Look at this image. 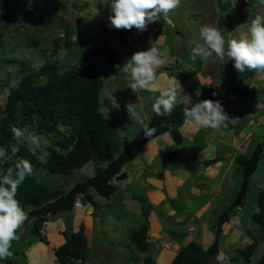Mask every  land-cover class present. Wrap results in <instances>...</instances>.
<instances>
[{
	"label": "rangeland",
	"instance_id": "rangeland-1",
	"mask_svg": "<svg viewBox=\"0 0 264 264\" xmlns=\"http://www.w3.org/2000/svg\"><path fill=\"white\" fill-rule=\"evenodd\" d=\"M247 1L249 3L247 7L248 20L230 32L222 28L221 21L235 4L236 0H181L180 7L169 13L168 21L161 18L160 21L149 23L147 29L143 32L138 30L122 32V29H115L110 26L109 17L112 14L109 4L110 0H0V14L8 9L13 10L12 23L6 24L0 22V102L2 103L4 102L6 93L17 84L26 70L32 67L39 68L47 62H52V64L58 66L62 64H78L83 55H88L89 58L86 62L89 65H94L92 67L93 74L102 79L99 94L100 104L106 93L113 92V95L120 104V108L118 110L111 109L109 114H114L120 119L118 128L121 142L125 138L132 139L143 131L140 121L148 123V116L156 99L159 98V91L162 88L159 86L153 91L133 93L129 87L132 82L131 77L123 71V64L131 58L130 52L133 50L135 52L141 50L147 51L151 46L158 49L168 47L166 48L167 55H171V57L165 58L164 65L156 71L158 77H163L160 80L161 83H165V80L170 79L168 76L176 73L174 76L183 86V91L177 97V102L189 99L194 95L197 96L200 90L203 89L202 87H198V83L191 84L190 79L186 80V77L191 75L190 73H186L191 69L201 70L200 72H196L194 77L200 81L203 87L213 83L211 77L214 75L220 84L219 91L223 90L229 100L226 107L223 106L230 120L229 122H225L226 126H221L219 129L200 128L196 130L185 117L184 123L180 128V132L184 138L183 145H174L167 133L149 141L142 148L140 154L124 167L125 170L123 168L117 174L115 182L119 184L120 181L119 186L121 189L116 199L112 202H105L96 195L94 196V200L97 208L94 206L92 208L83 198L79 200L77 207L73 210L75 215L76 213L78 214L76 221L84 220L83 216L90 208L97 215L96 218L92 217V223L88 227L82 223L84 225V236L89 253L86 264H136L138 258L144 255L131 243L129 235L137 231L144 221L147 222V233L153 243L150 252L154 255L152 264H170L176 256L179 248H169L164 245L169 235L174 238V241H177L179 247L186 245L189 237V231L186 228L187 219L188 223H191L188 226H197V228L199 226L196 224V220L197 222H201L206 218L209 222L211 221L213 228L211 225L210 228L214 236L215 218L213 214L214 216L215 213L219 214V205L224 210L226 206L225 200L231 201L237 195L236 193H239L240 186L238 182L242 180V168L240 169L237 166L233 155L228 157L232 162L230 169L225 174V178L217 176L214 171H216L218 162L221 165H227L229 161L226 163L221 162L224 160L223 152L233 149L235 141L237 144H241L242 149L240 152L247 153V155L249 153L251 155L253 151L251 149H254L253 146L257 142L262 141L264 127L261 125L255 126L256 120H251L252 127L255 126L252 131L254 136L248 141L246 140L250 136V133L247 134L248 131L243 130V133L239 135H236L235 131H241L243 126V123L238 125L236 120V118L239 120L244 112L243 108H238V106L249 104L250 98L246 95V88L249 89L251 94L258 92V96L253 97V102L250 103L251 106L255 107L257 102L261 103V100L264 101V75L255 71H244V74L240 75V79L243 76L246 78L247 84L245 85L238 79V73H235L237 70L235 68H233L234 71L230 69L229 66H232V60H228L225 57L223 60L224 69L222 68V70L218 71L220 60L215 54L208 61L207 58H202L198 55L194 56L193 48L197 43H203L199 30L201 26L206 24L213 25L221 31L226 40V48L227 40L238 38L241 34H248L252 19L256 15L264 16V5L260 3V0ZM161 23L168 29L159 28L158 25ZM64 36H67V38L64 42H61ZM32 39L37 40L38 44H33ZM166 40L170 45L165 43ZM51 47L59 48L56 55L52 56L41 52L42 48ZM105 48L114 49L121 57H124L112 67L105 56L101 55L102 50ZM76 49L79 52H75ZM172 54H176V58L172 59ZM181 55L184 56V63H180L181 60L178 61ZM168 62L172 63V67L166 69V65L169 64ZM234 80H236L235 83L237 85L236 92L243 91V93L236 94L235 102L234 100L230 102L228 95L230 91L226 87L232 84ZM253 86L258 89L255 90ZM127 104L132 105L134 108L135 115L132 117L127 111ZM105 114L109 115L107 111H105ZM260 121H258L259 124ZM240 122L243 121L240 120ZM24 133L26 136L35 135L39 139L40 144L38 147H30L29 142L25 139H22V141L41 160H45L48 153L47 146L55 140V136L49 137L37 134L31 127L24 128ZM232 136L236 137L233 138ZM213 145L216 146L215 150L217 149L218 155H215L216 159L210 161L209 157L213 153H210V149ZM202 146L208 147L206 150L207 154L200 151ZM167 152H175L176 157L170 159L168 163L177 165L178 168L185 167L186 170L183 172L179 171L181 174L177 173L176 169H172V171H166L164 177L160 178V173L164 171V169H161V158ZM140 159L146 160L152 166L151 168L154 167L152 174L145 171L146 173L140 178V174L144 170L143 165L137 166ZM206 160H209V162L206 163ZM134 167L138 171L128 173ZM95 172L96 165L89 162L80 169L73 170L64 175H50L42 168L36 171L35 175L47 186L52 188L63 187L66 192L74 182L91 176ZM186 172L190 173L189 176H187ZM0 174H2L1 171ZM126 174L127 178L125 180L126 176L124 175ZM124 180L127 183L129 182V184ZM208 183L213 184L211 190L216 191L220 188V195L218 197L220 203L218 205L215 204L214 200H210L209 205L206 204L201 207V214H197V218L192 220L191 213L197 210L204 200L213 194L210 191L206 199L204 197L206 193L205 189L208 190ZM231 186H233L234 190L229 191ZM263 187L264 151L259 156L257 170L248 179L245 199L241 205L239 204L232 212H229L228 218H232L234 213H237L236 216L239 219L232 218L230 220V218L228 225H226V230L223 229V232L224 230L226 232L232 230L234 226L236 228L239 226L251 235L259 233L256 224L250 220V217L257 207L256 197L258 189ZM165 188L168 189V192H172L169 196L162 192ZM186 194L189 195L188 198L185 197ZM192 202L194 204H191ZM94 214L92 215L95 216ZM212 217L213 219L211 220ZM63 219L64 215H58L54 220L47 219L49 228L44 230V235L46 236V232H50L51 234V230L55 226H61L60 220ZM51 224L52 229L50 228ZM53 224L56 225L54 226ZM78 228L79 225L76 226L75 231ZM24 229L25 224L23 223L17 229V239L11 243L10 250L13 255L0 259V264H33L38 254V251H35V249L39 245H42L45 251H49V247L45 245L46 241L44 239L30 238L26 235L27 229ZM28 234L30 233L28 232ZM222 234L219 235V249H217L218 252L225 254H220L222 262H224L223 260L228 262V258L236 254L235 256L241 257L240 262H229L230 264H249L255 255L258 256L264 250V242H262L249 258L250 261L247 262L245 260V262L242 260V252L237 249L239 245L235 244V246H232V239L228 238V233L225 236ZM48 236L50 237L49 234ZM211 240L212 242H210L209 237L205 241L206 243L208 242V246L213 244V238ZM211 255L215 256L216 254L211 251ZM42 258L37 257L36 259L40 262ZM48 260L50 263V258ZM254 260L251 263H254Z\"/></svg>",
	"mask_w": 264,
	"mask_h": 264
},
{
	"label": "trees",
	"instance_id": "trees-1",
	"mask_svg": "<svg viewBox=\"0 0 264 264\" xmlns=\"http://www.w3.org/2000/svg\"><path fill=\"white\" fill-rule=\"evenodd\" d=\"M12 12V9L2 12L0 22L12 23ZM66 38L67 36H64L61 42H64ZM32 43L37 45L38 41L32 39ZM58 50V47L42 48L41 52L54 56ZM75 52L79 50L76 49ZM101 55H104L103 52ZM88 58V55H83L78 64L58 66L47 62L39 68L28 69L17 84L6 93L4 102H0V149H4L6 153L5 157H0L2 172L0 177L8 168L14 167L21 158L29 160L33 167V174L27 176L19 186L16 197L24 210L39 207L65 192L63 187L52 188L42 183L35 175L36 171L42 168L50 175H64L80 169L89 162L96 165L97 171L104 163L113 160L122 146L118 128L119 117L114 114H101L99 111L102 79L93 74L94 65L86 62ZM231 64L232 66L229 67L233 69L234 61ZM175 74L172 73L169 78ZM235 82L236 80L228 86L227 90L230 94L237 93ZM198 87L201 86L198 84ZM246 90L250 95L249 89L246 88ZM240 93L243 91L238 92L237 95ZM252 96H258V92L253 93ZM225 100L226 107L229 100ZM13 127L23 132L24 128L31 127L37 134L49 137L54 135L55 140L47 146L46 159L41 160L26 143H23V138L16 140L12 133ZM13 146L18 148L15 155L12 153ZM249 157L250 153L247 155V153L239 152L235 157L237 166L240 169L243 168ZM173 158H176L175 152L164 154L161 158V169H165L169 160ZM140 161L143 162L142 159ZM208 162L209 160L206 161ZM145 173L142 171L141 176ZM242 181L243 179L239 180V186ZM256 198L258 208L251 217L258 228V237L264 238V187L258 189ZM234 200L235 198L225 206L228 213L235 208L231 206ZM47 219L43 216L33 219L30 224L24 222L27 225L26 235L46 241L44 230ZM147 229V222L144 221L137 231L129 235V240L144 255L143 264H152V256L149 254L152 243L147 240ZM75 230L71 237L63 231L65 242L54 250L60 264H78L77 260L85 261L89 257L84 225ZM258 237L254 235L253 242L241 250L246 258L249 259L254 253L258 245ZM212 263L213 259L209 250H203L197 242L190 241L177 250L170 264ZM257 264H264V252Z\"/></svg>",
	"mask_w": 264,
	"mask_h": 264
},
{
	"label": "clouds",
	"instance_id": "clouds-1",
	"mask_svg": "<svg viewBox=\"0 0 264 264\" xmlns=\"http://www.w3.org/2000/svg\"><path fill=\"white\" fill-rule=\"evenodd\" d=\"M260 3L264 5V0H260ZM109 4L112 13L109 17L111 27H114L115 29H122L123 31L124 29L131 30L133 27H135L138 31L143 32L147 29V25L149 23L160 21L161 18H163L165 21H168L169 13L180 7L181 0H110ZM199 35L203 43H197L193 48L194 56L198 55L202 58H210L213 56V54H215V56L220 61H223L225 57H227L228 60L234 61V68L238 73H243L247 69L264 75V16L256 15L255 18L252 19L250 27L248 29V34H241L238 38L227 40V48L225 47V37L223 36L221 31L213 25L206 24L201 26ZM166 55L167 49L161 51L160 49L151 46V48L147 51H137L133 53L131 58L125 64H123V71L125 73H128L131 77L132 82L130 83L129 87L131 88L133 93H137L139 91H153L157 89L160 82L157 77L156 70L163 65L164 57ZM182 91L183 86L175 76H172L170 79H168L166 82V86H164L160 91L159 98H157L155 103L153 104L154 113L157 116L161 117L170 116L175 106L177 105V97L181 95ZM247 94L248 92H246V95ZM213 95H215V93H213ZM181 105H183V115L196 128V130H199L200 128L219 129L221 126H226L225 122L229 118L224 111V105H222L218 100L203 99L193 104L191 99L189 98L185 99ZM119 108L120 104L117 98L113 95V92H109L106 93L103 101L101 102L99 111L101 114H104L105 111H107V113L109 114V111L111 109L118 110ZM126 108L131 117L135 115V111L132 105L127 104ZM263 118L264 115L256 116L254 118V120H256L255 126L261 125L262 127H264ZM259 120H261L260 124L258 123ZM140 123L142 124L144 135L146 137H152L156 129L154 127H150L149 124L144 121H140ZM12 133L16 140H20L22 138L27 140L30 147H38L40 144L39 139L35 135L26 136L25 133L17 127L12 128ZM253 136V133H250V136L247 137L246 140L248 141ZM262 138H264V134ZM253 148H255V146H253ZM241 149L242 147L240 144L238 145L239 151L237 152V154L241 151ZM17 151L18 148L16 146H13V155H15ZM5 154V150L0 149V157H5ZM228 157L226 158L228 159ZM213 159H216V156L210 158L209 160ZM32 174L33 167L31 162L27 159L21 158L16 162L14 167L8 168L6 173L2 177H0V259H4L13 255L12 251L10 250L11 243L13 240L17 239V229H19L27 219V213L24 211L23 207L16 197L19 186L24 182L27 176H30ZM248 179H245L247 181V188ZM242 183L240 184V186L242 185ZM94 196L95 195H93V199ZM236 197L237 195H235V200ZM78 203L79 201L77 202V205ZM90 205L97 208V204ZM221 211H219V213ZM229 214L230 213H228V215ZM217 215L218 214H215V216H213L215 218V221ZM228 215L222 225V231L220 234H224L223 229L225 225H228L229 223V219L231 217L228 218ZM236 215L237 213H234V216L232 218L239 219V217ZM62 221L63 220H60V224L63 226ZM26 227L27 225L25 224V229H27ZM47 228L48 227L46 226V229ZM237 228H239L244 233L243 237L249 234L245 229H241L239 226ZM237 228L234 226L232 229L236 232L239 230ZM215 230L216 224L214 226V234ZM63 231H65L64 226L62 233ZM253 236L254 235L251 234L248 235V237L250 238H252ZM255 236L258 237L257 234ZM251 240L252 241L245 247L253 242V239ZM237 241L239 242L242 240ZM211 245L209 246L208 250L213 261L214 259H218V264L224 263L226 260H223L224 262H222L220 258V254H223L217 251V249H219V236L218 246L216 250H210ZM211 251L216 255L212 256ZM150 252L149 254L153 259L154 255ZM230 258H228V262H230ZM238 258L240 262L241 257ZM87 261L88 260H77V263L86 264ZM140 261V264H143V257Z\"/></svg>",
	"mask_w": 264,
	"mask_h": 264
},
{
	"label": "water",
	"instance_id": "water-1",
	"mask_svg": "<svg viewBox=\"0 0 264 264\" xmlns=\"http://www.w3.org/2000/svg\"><path fill=\"white\" fill-rule=\"evenodd\" d=\"M248 6L249 3L247 0H236L234 6L222 20L223 28L226 31H232L240 24L245 23L249 18L247 10ZM131 30L137 29L133 27ZM103 54L107 56L111 65L115 64L118 58L117 52L111 48H105ZM213 93H215V95H213ZM218 93L217 85L206 86L195 98L191 99V101L194 104L203 99H212L218 100L224 105L225 101L218 97ZM182 102L183 101L177 102L172 114L166 117L157 116L152 109L148 120L149 126L156 129L152 137H146L142 131L132 139H123L122 146H120V150L115 158L104 163L103 166L93 175L74 182L66 192L54 200L47 203L45 202L39 207H31L24 210L27 213V219L25 222L29 223L33 219L43 216L49 219H55L58 215H64L62 224L69 237H71L73 234V210L76 208L77 202L83 198L88 203L95 205L96 203L93 199V194L104 199L106 202H112L116 199L121 189L115 182L117 174L140 154L142 148L145 147L149 141L167 133L172 139L174 145H183V136L180 132V128L182 127L185 118L182 111ZM263 150L264 141L257 143L248 162L243 166L242 179H244V181L240 186L236 200L233 202L234 205L241 204L244 199L247 189V181L245 179H248L257 170L258 159ZM227 215L228 213L226 211H221L216 216L215 237L210 250H216L218 246V236L222 231V225L225 222ZM235 261H239L238 256H232L230 258V262ZM213 264H218V259H214Z\"/></svg>",
	"mask_w": 264,
	"mask_h": 264
},
{
	"label": "crops",
	"instance_id": "crops-1",
	"mask_svg": "<svg viewBox=\"0 0 264 264\" xmlns=\"http://www.w3.org/2000/svg\"><path fill=\"white\" fill-rule=\"evenodd\" d=\"M163 42H164V40H163ZM165 43H167V40L165 41ZM168 45H170V43L168 42L167 43ZM174 54V53H173ZM172 54V56H174ZM207 60L209 61V58H207ZM185 61V60H184ZM224 67V63H221L220 61H219V68H218V71H220V70H222V68ZM224 69V68H223ZM201 70H196V69H191V70H188V72L186 73V74H191L190 76H188V77H186V80L187 79H192L193 80V82L191 81V84H193V83H198L201 87H203L202 85H201V83H200V81L199 80H197L195 77H194V74L196 73V72H200ZM217 71V72H218ZM183 73H185V72H183ZM212 78V80H213V82H215L216 81V79H215V76L213 75V77H211ZM162 79V78H161ZM161 79H159V82H160V80ZM215 80V81H214ZM166 82H167V80H165V83H159V86L163 89V87L164 86H166V85H163V84H166ZM187 82H190V81H187ZM218 82V81H217ZM244 83H246L247 84V81L245 82L244 81ZM219 85L220 84H218V87H219ZM231 85V84H230ZM158 86V87H159ZM228 86L229 85H227V87L226 88H228ZM254 86H257V85H254ZM253 86V88H255V90H257L258 88H256V87H254ZM157 87V88H158ZM263 88H264V86H263ZM262 88V89H263ZM160 89V88H159ZM222 89H224L223 87H222ZM226 92V91H225ZM223 94H225V93H223ZM237 94V93H236ZM236 94H233L232 93V95L231 94H228L229 95V98H230V102L231 101H233L234 99H235V97H236ZM230 95H231V97H230ZM248 95V98H250L249 99V104L247 105L246 104V106H244V105H242V106H238V108H243V113H242V115L243 116H241L240 117V119L238 120L237 118H236V120H237V122H238V125H241L242 123H243V126H242V130L240 131H235L236 132V135H239L240 133H243V130H246V131H248L247 132V134L248 133H252V131H253V129L255 128V126L254 127H252V122H251V120H254V118L256 117V116H258L259 114H260V116H262V115H264L263 113H264V101L263 100H261V103H259V102H257V105L254 107V106H251L250 105V103H252L253 102V94H247ZM183 101V100H182ZM234 102H235V100H234ZM261 110V111H260ZM228 115V114H227ZM240 120H242L243 122H240L239 123V121ZM230 120H229V118H228V120H227V122H229ZM255 125H256V123H254ZM245 131V132H246ZM189 136H191V135H189ZM233 138H235L236 136H232ZM240 144V143H239ZM238 144V145H239ZM215 147L216 146H212V148L210 149L211 151H210V153H212L211 154V156L209 157V158H213V157H215V155L217 156L218 155V153L216 152V150H215ZM208 149V147L206 148L205 146H202V149H200V151L201 152H203V153H205V154H207L206 153V150ZM225 152V151H224ZM223 152V153H224ZM223 158H224V160L223 161H221V162H224V163H226L227 161H229V162H232L231 160H228L226 157H224L223 156ZM234 159V158H233ZM178 160V159H177ZM229 164H231V163H228V165ZM138 165H143V168H144V170L143 171H146L147 173L149 172L150 174H152V171H153V168H151L152 166H150L149 165V163L146 161V160H143V162L142 161H140L138 164H137V166ZM149 165V166H148ZM228 165H221L219 162H218V165H217V168H216V171H214L215 173H216V175L217 176H221L222 178H225V174H226V172L228 171ZM172 166H176V167H172ZM167 170L165 169L164 171H163V173L161 172L160 173V175H159V177L160 178H162V177H164V173L166 172V171H172V169H176L177 171V173L179 172V171H184V170H186V168L185 167H179L178 168V166L177 165H172L171 163H168V165H167ZM185 168V169H184ZM136 168L134 167V168H131V170H129L128 171V173H132V171L133 172H135V171H138V170H135ZM179 169H182V170H179ZM124 170H125V168H124ZM179 173H181V172H179ZM187 173V172H186ZM182 174V173H181ZM190 174V173H189ZM189 174L187 173V176H189ZM139 175V174H138ZM124 176H126L125 177V180H126V178H127V174L126 175H124ZM140 177H141V174H140ZM124 180V181H125ZM122 181V180H121ZM126 182V181H125ZM231 182H233L232 180H231ZM127 183V182H126ZM118 184V183H117ZM119 184H120V181H119ZM118 184V185H119ZM127 184H129V182L127 183ZM212 185L213 184H210V183H208V185H207V187H208V190H206L205 189V191H206V193H205V195H204V197H205V199H206V197H207V194H210V191L211 192H213V194L208 198V199H206V200H204V202L201 204V206L197 209V210H194L193 211V213H191V217H192V220H194L195 218H197V214H201L200 213V210H201V207H203V206H205L206 204H208L209 205V201L210 200H214V202H215V204H218L219 205V203H220V201H219V199H218V197H219V190H220V188H218L216 191H214V190H211V188H212ZM232 185H234V184H232ZM229 186V185H228ZM221 187V186H220ZM234 190V188H233V186H231L230 187V189H229V191L230 190ZM162 191V190H161ZM173 191V190H172ZM162 192H164L166 195H170L172 192H168V189L167 188H165ZM192 194V193H191ZM164 196V195H163ZM185 197L186 198H188L189 197V195H185ZM161 198V197H160ZM165 198V197H164ZM163 198V199H164ZM228 202H230V201H226L225 200V204H227ZM191 204H194L193 202L191 203ZM93 208V207H92ZM92 209L90 208V210H88V211H86V213L84 214V216H83V219L84 220H82V221H76V217H78V214L76 213V215L74 214V220H73V225H74V227H76L77 225H79V227H80V225H82V223H84L85 224V226L87 225V227L89 226V225H91V223H92V220L91 219H93L92 217H94V218H96V216H93L92 214V212L93 211H91ZM221 210H223L222 208H221V206L219 205V211H221ZM80 211L81 212H83V210H81L80 209ZM78 212V211H77ZM192 214H194L193 216H192ZM216 214V213H215ZM189 216V217H190ZM213 216H214V214H213ZM213 219V217L211 218V220ZM230 220H232V218L230 219ZM76 221V222H75ZM196 222V224L199 226L198 228H197V226L195 227V226H191V225H189L188 226V224L190 223H188V219H187V222H186V228H187V230L189 231V237H188V242L189 241H196L199 245H201V247H202V249L203 250H208V248H209V246L211 245H209L208 246V242L206 243L205 241L207 240V239H209V237H210V242H212V238L214 239V236H213V234H212V230H211V228H210V225H211V227L213 228V226H212V224H211V221L209 222V220H206V218L205 219H203L201 222H197V220L195 221ZM191 224V223H190ZM54 226L56 225V224H53ZM225 225V224H224ZM49 225L47 224V227H48ZM49 228V227H48ZM50 228L52 229V224L50 225ZM229 228H231V226H229ZM224 229H226V225H225V227H224ZM237 229H239V228H237ZM62 230H63V226L61 225H58V226H55V228H53L52 230H51V234H50V232L48 233V232H46V237H47V241H46V244L45 245H47L48 247H49V251L47 252V251H45V249H44V247H42V245H39L36 249H35V251H38L37 253V256L35 257V259H34V262H33V264H60V263H58V261H57V259H56V256H55V254H54V249L56 248V247H58V246H60L61 244H63L64 242H65V239H64V236H62L63 235V233H62ZM228 232H230V233H228ZM226 233H228V238H230V240L232 239V246H235V244L238 246V251H240V250H242L248 243H250L252 240V238H250V237H248V235L249 234H247L245 237H243L244 236V233L239 229L238 231H236L235 232V230H230V231H224V234L223 235H225ZM48 234L50 235V237L48 236ZM169 235V234H168ZM148 236H149V234H148ZM165 237H166V234H165ZM150 238V237H149ZM169 239V240H168ZM183 239V238H182ZM151 240V239H150ZM229 240V241H230ZM234 240H242V241H234ZM234 241V242H233ZM187 242V243H188ZM186 243V244H187ZM164 245H166V247H169V248H176V249H178V248H180L179 247V245H178V243H177V241H174V238L172 237V236H170L169 235V237H167V240H166V243L164 244ZM236 249V250H237ZM45 254V255H44ZM49 254H51V255H49ZM223 255H225L224 253H222ZM229 254H231V253H229ZM49 255V256H48ZM37 257H43L41 260H40V262H38L37 261ZM50 258V263H49V259ZM243 259V261H247V262H249L250 261V259H247V258H245L244 257V255H243V257H242ZM142 258L140 257L139 259H138V262L136 263V264H140L141 263V260ZM254 259H256V255L252 258V260L251 261H253ZM47 260H48V262H47ZM245 261V262H246ZM251 261L249 262V264H254V263H251ZM255 261V260H254ZM32 264V263H31ZM168 264V263H167ZM224 264H230L229 262H224Z\"/></svg>",
	"mask_w": 264,
	"mask_h": 264
},
{
	"label": "bare ground",
	"instance_id": "bare-ground-1",
	"mask_svg": "<svg viewBox=\"0 0 264 264\" xmlns=\"http://www.w3.org/2000/svg\"><path fill=\"white\" fill-rule=\"evenodd\" d=\"M232 8V7H231ZM224 19V18H223ZM163 23H161L160 25H158V24H155V25H158L159 26V28H164L165 30H167L168 28L166 27V26H164V27H162L161 25H162ZM221 25H222V21H221ZM222 28H223V26H222ZM225 30V29H224ZM226 31V30H225ZM227 32H230V31H227ZM166 48H168L167 46L165 47V48H161L160 50H165ZM114 50V49H113ZM115 52H117L116 50H114ZM142 51V50H141ZM102 52H103V50H102ZM133 53H135V51L133 50L132 52H130V55H133ZM105 55V54H104ZM117 55H118V53H117ZM176 54L174 55V56H172V59L173 58H176ZM105 57L107 58V56L105 55ZM171 57V55H166L165 57H164V59L165 58H170ZM118 59V58H117ZM108 60V59H107ZM181 60V62L180 63H184V56L183 55H181L180 56V58H178V61H180ZM109 61V60H108ZM117 62H118V60H116V62H115V65L117 64ZM221 63H224L223 61H220ZM110 63V62H109ZM169 66L170 67H172V63H169ZM166 69H168V68H166ZM233 71H234V69H232ZM245 71H247V69L245 70ZM249 71V70H248ZM235 73H238V72H236L235 71ZM241 74H244V73H238V79H240L241 77H240V75ZM158 77V76H157ZM163 78V77H162ZM168 78H169V76H168ZM158 79H161V76H159L158 77ZM165 79V78H164ZM241 80V83H243V84H245L246 85V83H244V81L246 82L247 80H246V78L243 76V78L242 79H240ZM191 81L193 82V80L191 79ZM215 81V80H214ZM218 84H219V82H217V80L215 81V82H213L211 85H217V89L219 88L218 87ZM163 85H166V84H163ZM208 86H210V85H208ZM202 88H205V87H202ZM203 90V89H202ZM202 90H200V91H202ZM160 92V91H159ZM218 97L220 98V99H222L223 101H225V104H226V100L225 99H227V96H225L226 94H222V92L224 93V91L223 90H221V91H219V89H218ZM196 97V95L193 97V98H195ZM193 98H190V99H193ZM180 101V100H179ZM178 101V102H179ZM181 102V101H180ZM225 104H224V106H225ZM153 109V108H152ZM152 109H151V111H152ZM151 111H150V113H151ZM150 115V114H149ZM148 118H149V116H148ZM257 126H259V125H257ZM170 137V136H169ZM231 138V137H230ZM233 139V138H232ZM172 140V139H171ZM264 141V138H262V141L261 142H263ZM183 143H184V138H183ZM167 145H170V144H167ZM233 146H234V148L233 149H229V150H226L223 154H224V156H226V157H228V156H233L234 155V158L237 156V152L239 151L238 150V144L236 143V141H235V143L233 144ZM252 153V152H251ZM229 160V159H228ZM259 160V159H258ZM228 163H231V162H227V165H228ZM228 168L230 169V164L228 165ZM83 180V179H82ZM78 181V180H77ZM119 186V185H118ZM120 187V186H119ZM121 188V187H120ZM246 192H247V189H246ZM246 197V193H245V196H244V198ZM102 199V198H101ZM104 200V199H103ZM105 201V200H104ZM106 202V201H105ZM241 204H242V202H241ZM240 204V205H241ZM96 205V204H95ZM238 205L239 204H236V205H234V204H231V206H235V207H238ZM230 206V207H231ZM77 207V206H76ZM257 208H258V206L256 207V210H255V212L257 211ZM224 210H226L225 208H224ZM227 211V210H226ZM252 216V215H251ZM250 217V216H249ZM74 220V219H73ZM250 220H252V222H254V220L252 219V217H250ZM27 223V222H26ZM31 222H29V224H30ZM255 223V222H254ZM74 230H75V227H73V232H74ZM258 236H259V233L257 234ZM147 240H149L150 241V238L148 237L147 238ZM262 242H264V238H261V237H259L258 238V245H257V247L259 246V244L260 243H262ZM256 247V248H257ZM255 248V249H256ZM263 252H264V250L260 253V254H258V256H256V259H255V262H256V264H257V262H258V260H259V258H260V256L263 254Z\"/></svg>",
	"mask_w": 264,
	"mask_h": 264
},
{
	"label": "flooded vegetation",
	"instance_id": "flooded-vegetation-1",
	"mask_svg": "<svg viewBox=\"0 0 264 264\" xmlns=\"http://www.w3.org/2000/svg\"><path fill=\"white\" fill-rule=\"evenodd\" d=\"M233 6H234V5H233ZM233 6H232V7H233ZM161 26L164 27V24H162ZM124 31L129 32V30H128V31H127V30H124ZM124 31H122V32H124ZM117 53H118V52H117ZM123 57H124V56H123ZM123 57H121V56L118 54V59H117V60L119 61V60H121V58H123ZM105 58H106V57H105ZM106 59H107V58H106ZM107 61H108V60H107ZM108 63H109V61H108ZM168 63H169V62H168ZM163 65H164V64H163ZM111 66L114 67L115 64H114V65H111ZM169 67H170L169 64H167V65H166V68H169ZM93 195H95V194H93ZM95 196H96V195H95Z\"/></svg>",
	"mask_w": 264,
	"mask_h": 264
}]
</instances>
